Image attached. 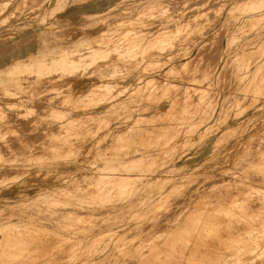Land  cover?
Instances as JSON below:
<instances>
[{"label": "bare ground", "instance_id": "1", "mask_svg": "<svg viewBox=\"0 0 264 264\" xmlns=\"http://www.w3.org/2000/svg\"><path fill=\"white\" fill-rule=\"evenodd\" d=\"M10 1L15 0H0L1 6H8L7 2ZM120 2L126 3L124 0H109L105 6L106 12L111 14L120 11L124 5L120 8H113ZM142 2L161 4L162 0H142ZM262 2L264 0L259 2L258 7ZM82 3L93 5L94 0H44L40 2L38 11L34 10L36 14H31L21 20L24 21L22 24L18 21L20 19L2 17L0 12V32H8V35L0 38V59L6 52L11 51L15 44L12 42L9 45V41H6L7 36L15 39L14 36L17 38L19 34V36L21 35L20 40L25 41L23 47L21 46L16 54L11 53L10 60L5 59V62L0 63V74L1 72L6 74L3 78L0 76V86L5 87H1L5 96L9 97L20 92V90H11L10 85L21 86L26 83L36 85L48 81L58 85L62 76L77 71L76 69L82 66L85 67L84 62H86L90 64V70L76 74L79 77L78 81L73 77L68 85L66 83V88L61 89L54 86L52 88L54 91L43 93L55 94L67 102L65 106L52 107V115L58 120L63 136L80 133L72 130V126L81 124L78 119H75L74 112L84 116L96 117L99 115L98 117L102 120L98 123H90L83 131V136H66L58 139L68 143L77 142L78 152L13 154L20 159L12 160L9 163L0 162V171L13 168L21 169L16 176L0 179V264L56 261L95 264V262L103 263L108 259L117 263L125 262L123 253L127 247L133 246L131 238H121L116 242L114 251L108 259L106 255L99 253L102 252L99 249L100 241L107 231L115 228L119 232L144 230L143 220L156 214L155 207L170 198L169 186L183 183L188 179L187 171L174 169L175 163L169 164V170L172 175L177 174L176 177H172L171 174L158 173L159 167L173 160L177 154L182 157L184 165H192L193 157L188 156V152L197 148L198 145L203 146L201 152L204 147H211L212 138L209 134L217 124L224 123L226 130H232L234 135L239 130L236 126L234 127L223 120L219 112L217 115L216 111L222 106L221 102L224 99L223 92L219 91V95L206 98L199 106L195 105L193 101H187L182 106L179 115L180 121L174 122L171 129L156 143L148 142L146 133L150 132L151 128L146 127L137 131V123L134 120L138 116L145 115L147 118H151L150 121L153 125H157L161 124L163 119L169 118L180 106L177 105L176 98L170 99V96L167 95L168 86L174 82L176 85L184 84L185 76L184 74L174 75L162 71L166 67L164 65V69H162L163 59L161 57L169 54L166 46L147 52L137 49L135 46H125L124 42L119 41L110 45L111 47L88 49L89 54H85L86 52H83V48H81L83 42L86 40L85 44H91V40L101 42L120 27L118 24H108L110 20L104 15L99 17L102 19L101 25L96 23L90 26L84 38L78 39L77 45H69L67 41L66 44L53 48L46 34L41 33L45 27L36 18L37 13H40L41 17L48 16L47 19L51 17V22L54 25L69 29L79 24L80 17L95 18V13L102 10L100 8L97 10L81 9L75 11L76 16H74L72 8L75 10V7ZM68 7H71L68 14L64 18L58 17L59 13ZM29 24H31L32 35L22 34L28 31ZM64 37L66 36L63 35L61 40ZM15 42L16 45L19 44L17 41ZM195 44L199 47L202 42L197 41ZM222 49L224 57L231 51L229 44L223 46ZM192 52L191 49L187 53H183L182 61L189 63L191 56L194 55ZM76 53L79 54L77 58L75 57ZM170 59L167 57L166 62ZM262 61L264 62V51L261 60H259L258 71H255L257 73L254 76V83H256V77L261 74ZM156 64L159 69L158 78L161 80H157L156 75L150 73L156 70ZM160 64L161 66H159ZM140 69L147 72L142 77L136 74ZM246 69L244 76L252 77L253 70L250 71L249 66ZM25 71L33 72L34 77L25 76L23 74ZM53 71L59 72L51 74ZM83 76L85 77L82 78ZM161 94L164 95L161 96ZM139 102L149 104V112L146 114L134 112L133 109L140 110L145 107L144 104L138 105ZM53 103L51 101V104ZM38 104L42 105L43 103L39 102ZM99 108L102 109L101 113H94ZM242 111L243 105H240L235 113L240 114ZM216 115L217 118H215ZM107 117L115 121H103ZM61 119H66V121H60ZM258 133L263 134L264 131L256 129L246 132L247 135H257ZM235 145H244V142L237 140ZM218 146V143L212 145V147H216L214 155L218 152ZM58 148L52 145L51 147L44 146L42 150H57ZM60 148L72 151L76 147L61 145ZM262 152L264 153V149ZM36 156L39 160L23 158ZM228 160L233 162L234 156L228 157ZM261 163L263 167L243 169L244 177L249 178L248 180L245 178L239 180L232 176L225 183L224 186L229 184L247 185L242 193L235 194L234 199H250L255 196L259 188L258 186L254 187L253 182L249 180L255 178V180L264 183V155ZM148 171L152 172V176L144 177L142 174ZM251 173L260 174L261 177H254ZM95 181L97 185L92 194L83 191ZM261 185L264 186V184ZM221 187L222 185L217 186L216 189ZM30 189H33L34 192L32 193ZM115 190L122 193L119 202L112 201ZM209 193L208 191L204 194L198 193L185 209L175 207L174 209L178 212V216L175 218L176 223L172 224L165 234L158 232L146 236L147 243H143L137 249L140 253V264H196V262L197 264L206 262L242 264V259H245L242 256L222 254L224 247L235 246L237 241L241 242L240 240L228 242L216 238H204L203 240L191 238L194 235L201 236L202 234H194L195 230L199 231L200 229L207 232L214 231L216 237H228L222 232L231 229V226L226 222L235 219L231 215L236 211L221 210L217 213L208 205ZM57 205H74L76 210H70L68 215L54 216L59 213L60 209H49L48 207ZM203 207L206 209L204 210ZM78 208H86L87 210L83 211L85 215L104 214L103 222L101 224L82 222L84 218L78 216ZM45 213L52 214V216L46 217L43 215ZM199 220L202 221V224L195 225V221ZM154 230L155 226L149 228V231ZM248 230L247 235L244 236L250 244L251 251L247 259L261 253L260 250L264 251V229L257 230V227H250ZM72 237L80 240L79 243H82L80 248L83 243H86V248L79 249L78 253H72V257L69 259L65 258L68 254L60 257L66 249H60L59 246L71 245L70 238ZM52 238L54 240H51ZM180 244L199 246V249L189 251L193 252L192 256H187L184 259V256H178L179 250L176 249ZM144 247L147 248L144 249ZM27 248L28 251H26Z\"/></svg>", "mask_w": 264, "mask_h": 264}, {"label": "rangeland", "instance_id": "2", "mask_svg": "<svg viewBox=\"0 0 264 264\" xmlns=\"http://www.w3.org/2000/svg\"><path fill=\"white\" fill-rule=\"evenodd\" d=\"M43 1L44 0H15L7 2L9 5L5 7H2L0 2L1 16L9 19H20L18 21L22 24L24 21L21 20H24V18H27L31 14H36L40 2ZM124 1H126V3L120 2L113 6V8H120L124 5V7L120 8V11L111 14L107 13L105 10V6L109 0H94L93 5L82 3L76 6L75 10L72 8L74 16H76L75 11L81 9L97 10L100 8L102 10L97 14L95 13V18L80 17L78 19L80 21L79 24L69 29H63L54 25L51 22V17L49 19H47L48 16L41 17L40 13H37L36 18L40 20L41 24H44L45 28L41 33L46 34L48 41L52 44L53 48H57L61 44H66L67 41L69 42V45H77L79 41L78 39L84 38V35L89 31L90 26L96 23L101 25L102 19L99 17L102 15L110 20L108 24H118L120 27L115 29L101 42H94V40H91V44H85L87 40L83 42L81 48H83V52H86L85 54H89L88 52L90 51L88 49L93 50L96 47H111L112 44L119 41L124 42L125 46H135L137 49H143L147 52L149 50H159L161 47L165 46L168 48L167 50L169 51V54L161 57L163 59L162 69H164V65L166 67L162 71L174 75L184 74L186 84L185 81L184 84L180 85H176L174 82L168 86L166 92L168 93L167 95L170 96V99L176 98L178 101L177 105H179L180 108H177L169 118L163 119L161 124L153 125L150 121L151 118H147L145 115L141 117L138 116L134 120L137 123V131L146 127L151 128L150 132L146 133L147 135L145 134L149 140L148 142L156 143L159 138L164 136L171 129L174 122L180 121L179 115L182 111V106L185 105L187 101H193L195 105L199 106L204 100H206V98L211 97L212 95H219V91L221 93L223 92L224 99H222L221 102L222 106L216 111L217 115L219 112V115L223 120L232 124L234 127L236 126L239 130H237L236 135H234L232 134V130H226L224 123L217 124L209 134L212 138L211 144H219L216 155L213 154L216 147H212V145L211 147L206 146L202 149L203 152H201L203 146L198 145L199 148H195L196 150L191 149L188 152V156L193 157L192 165H184L182 157L178 154L173 160L161 165L159 171H157L158 173L162 172V175L171 174L172 177L178 176L177 174L172 175L169 170V164L175 163L176 165L174 169L177 171H187L186 177H188V179L183 183L169 186L170 198H167L155 207L156 214L148 216V218L143 220L144 223L142 222V224L144 225V230L135 229L132 231L119 232L115 228L107 231L103 239L100 241L99 249L102 252L99 253L106 255L108 259V257H110L109 255L114 251V245L116 242L121 238H131L133 246L127 247L123 253L125 262L122 261L121 263H117L108 259L103 263L95 262V264H126V262L127 264H140V253L137 249L143 243H147L146 236L158 232L165 234L167 229L172 224L174 225L176 223L175 218L178 216V212H176L174 208L178 207L179 209H185L198 193L204 194L207 191L210 192L208 205L211 209H215L217 213L221 210L236 211L235 214L231 215V217H234L235 219L226 222V224L231 226V229L222 232L228 235V237H216L214 231L207 232L200 229L199 231L195 230L194 234L202 235H194L191 238L197 240L216 238L228 242H233L238 239L241 242L237 241L235 246L230 245L224 247L222 254L227 253V255L232 254L234 256L240 255L245 258L242 259V264H264V251L261 250V253L255 254L247 259L251 251L249 249L250 244L244 237L247 235L250 227H257V230L264 229V186L261 185L264 183L255 180V178L250 179L249 181L253 182V186H258L259 189L252 198L239 200L234 199L235 194L242 193L247 185L229 184L224 186L232 176L239 178V180L243 178L248 180L249 178L244 177L243 169L263 167L261 162L264 155L262 152L264 149V133L247 135L246 132H252L256 129L264 131L263 61L261 64L263 66L261 74L256 77V83L253 82L254 76L257 73L255 71H258L257 67L259 65V60H261L264 51V8H262L264 7V4H262L264 2L258 7L259 2L262 0H162L161 4H153V2L143 3L142 0ZM70 9L71 7L64 9L62 13H59L58 17L64 18ZM54 18L56 19L57 16ZM29 28H31V24H29ZM29 28H27V30H29ZM55 34H57V36H55ZM63 35L67 38L64 37L63 40H61ZM14 38L15 39L7 36L6 41L10 42L12 40L18 42L15 36ZM197 41L202 42L199 47L195 44ZM228 44L231 47V51L226 57H224L221 50H223V46ZM47 49L50 50V48ZM191 49L194 55L191 56L189 63L182 61L181 58L184 56L183 53H187ZM75 57H79V54L76 53ZM167 57L171 58L168 62H166ZM84 64H86L85 67L82 66L77 68V71L68 74L66 73L62 76V80L58 85H54L49 81L40 82L36 85L31 83H26L21 86L10 85L9 88L11 90H20V92L15 94L16 96L12 95L9 97H6L3 92V88L5 87L0 86V162L9 163L12 160L20 159L19 157L13 156V154H58L78 152L77 142L68 143L62 142L58 139L66 136H83V131L90 123H98L102 120L98 117L99 115L96 117L84 116L78 112H74L76 116L75 119H78L81 124L72 126V130L79 131L80 133L63 136L60 132L61 126L58 120L52 115V107L58 105L65 106L67 102L65 100L63 101V99L57 97L55 94H46L43 92L54 91V89H52L54 86L60 87L61 89L66 88L73 77L76 80L79 78L76 74H79V72L81 74L90 70V64L86 62H84ZM159 66H161V64ZM248 66L250 71L251 69L253 71L251 73L252 77L246 78L244 75ZM158 70V64H156V70L150 73L155 74L157 80H161V78H158ZM55 72L59 71H53L51 74H57ZM146 73L147 72L141 69L136 72V74L141 75V77ZM23 74H25V76L28 75L29 77H34L33 72L25 71ZM0 76L2 78L5 77V72H1ZM84 77L85 76L82 78ZM156 86H154V88ZM121 87L123 88V86ZM162 95L164 94H161V96ZM51 101L54 103L51 104ZM39 102L43 104L40 105L38 104ZM143 104L145 105L143 109H133V111L136 113L143 112L145 114L149 112V104L142 102L138 103V105ZM240 105H243V111L240 114L235 113V110ZM101 111L102 109L99 108L96 109L94 113L100 114ZM217 115L215 118H217ZM109 118L110 117H107L106 120L103 121H115ZM60 121H66V119H61ZM237 140L243 141L244 145H235ZM52 145L59 148L57 150H42V147H51ZM61 145H73L76 148L71 151L69 149L60 148ZM233 156V162L228 160V157ZM23 158L33 161L39 160L38 156ZM20 171L21 169L18 168L0 171V179H3L4 177H12L14 175L16 176ZM144 174H142L144 177L152 176V172L150 171ZM251 175L254 177H261L259 176L260 174L256 173H251ZM96 185V181L92 182L90 183L89 188L82 190L88 191L92 194L96 189ZM220 185H222V187L216 189V187ZM30 191L32 193L34 192L33 189H30ZM121 197V191L115 190L112 196V201L119 202ZM48 208L60 209L59 213L54 216L68 215L70 210H76L74 205H57ZM203 209L205 210L206 207H203ZM85 210L87 209L78 208V216L84 218L82 222L88 224L92 222L101 224L103 222L102 217L104 214L85 215L83 212ZM43 215L46 217L52 216V214L49 213ZM203 215H201V217H204ZM197 223L202 224V221H195V225ZM154 226L155 230L149 231V228ZM72 234L74 235V233ZM162 238L164 239L165 237ZM44 240H46V238H44ZM51 240H54V238ZM70 240L71 245L59 246L60 249H66L60 257L68 254L65 258L69 259L72 257V253H78L79 249L86 248V243H83L81 248L79 247L82 244L79 243V239L72 237ZM145 248L147 247H144V249ZM197 248L199 249V246H186L180 244L176 249L180 251H178V256H184L185 259L187 256H192L193 252L189 251ZM26 251H28V248ZM23 264L87 263L56 261L50 263ZM205 264L212 263L206 262Z\"/></svg>", "mask_w": 264, "mask_h": 264}, {"label": "crops", "instance_id": "3", "mask_svg": "<svg viewBox=\"0 0 264 264\" xmlns=\"http://www.w3.org/2000/svg\"><path fill=\"white\" fill-rule=\"evenodd\" d=\"M31 28H29V30L28 31H25V32H23L22 34H28L29 33V35L28 36H30L31 35V30H30ZM8 32H0V38H2V37H5L6 35H8L7 34ZM27 36V37H28ZM20 37H21V35L19 36V34L17 35V40H19L18 41V45H16L17 43L16 42H14V41H10L8 44L10 45L12 42H14L15 44L13 45V49L11 50V51H8V52H6L2 57H1V59H0V63H3V62H5V59H9L10 60V56H11V53L12 54H16L17 53V51H18V49L23 45V44H25V42L23 41V40H20ZM27 37L25 38V40L27 39ZM21 45V46H20ZM23 47V46H22Z\"/></svg>", "mask_w": 264, "mask_h": 264}]
</instances>
